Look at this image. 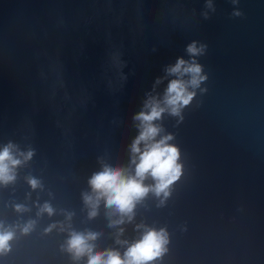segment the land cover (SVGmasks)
<instances>
[{"label": "water", "instance_id": "1", "mask_svg": "<svg viewBox=\"0 0 264 264\" xmlns=\"http://www.w3.org/2000/svg\"><path fill=\"white\" fill-rule=\"evenodd\" d=\"M193 42L205 46L195 57ZM178 58L206 76L182 120L166 111L154 122L156 139L172 135L182 175L163 205L151 193L137 204L131 223L109 227L103 200L90 219L89 178L102 162L131 172L133 116L149 96L162 101ZM8 143L34 155L0 185V222L36 223L0 264H86L62 250L69 226L123 256L116 240L139 239L138 224L169 234L151 264H264V0H0V149ZM44 202L52 216L37 215Z\"/></svg>", "mask_w": 264, "mask_h": 264}, {"label": "clouds", "instance_id": "2", "mask_svg": "<svg viewBox=\"0 0 264 264\" xmlns=\"http://www.w3.org/2000/svg\"><path fill=\"white\" fill-rule=\"evenodd\" d=\"M235 3L236 0H233ZM211 7V5H209ZM240 16L239 11L233 13ZM204 45L197 47L193 42L187 46L186 51L192 57L202 54ZM169 75L176 78L169 81L163 99L149 96L143 108L133 116L138 135L132 140L129 152V167H116L102 162L100 171L93 173L88 180L90 192L82 193V201L88 209V217L91 219L97 215L101 200L108 210L109 227H116L124 223H131L135 216L137 204L141 203L149 193L158 198L161 206L170 196V188L182 175V165L179 163V149L170 144L172 135L166 134L156 139L162 132L159 121L162 114H168L183 119L182 109L192 101L195 91L200 83L206 79L201 74V66L195 60L185 61L178 58L173 66L166 69ZM187 76L185 80L183 77ZM203 91V90H202ZM34 150L21 151L18 146L8 143L0 149V185L13 184L17 179V169L31 160ZM151 178L153 183L146 184L145 180ZM26 182L32 190L42 189L41 181L33 176L26 178ZM16 212H26L29 209L22 204H15ZM55 210L48 202L38 206L37 215L47 214L52 216ZM72 213H65V219L70 221ZM116 218L113 219L112 217ZM34 220H28L23 224L5 226L0 222V255L7 254L11 250V242L16 238L17 230L20 235H27L35 227ZM57 224H50L44 231L50 232ZM137 229H143L139 239L132 243L121 241L117 238L116 243L127 244V248L121 253L115 249L95 251L94 241L99 233L96 231L78 232L71 230L69 226L67 239L62 245V250L67 252L74 262L82 257H87L86 264H151L161 258L167 252L169 234L166 228L159 229L148 227L143 224L136 225ZM60 231H65L63 225ZM119 228L117 237L123 233Z\"/></svg>", "mask_w": 264, "mask_h": 264}]
</instances>
